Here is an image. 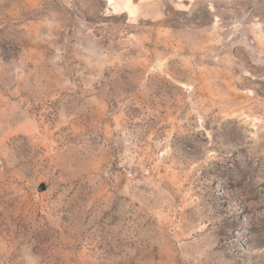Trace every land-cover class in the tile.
Segmentation results:
<instances>
[{"label":"rangeland","instance_id":"374dc122","mask_svg":"<svg viewBox=\"0 0 264 264\" xmlns=\"http://www.w3.org/2000/svg\"><path fill=\"white\" fill-rule=\"evenodd\" d=\"M0 264H264V0H0Z\"/></svg>","mask_w":264,"mask_h":264}]
</instances>
